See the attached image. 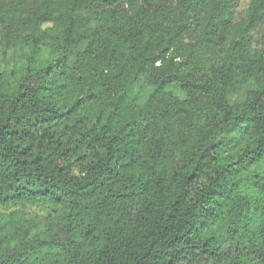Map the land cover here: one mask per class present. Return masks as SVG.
I'll list each match as a JSON object with an SVG mask.
<instances>
[{
	"label": "trees",
	"instance_id": "obj_1",
	"mask_svg": "<svg viewBox=\"0 0 264 264\" xmlns=\"http://www.w3.org/2000/svg\"><path fill=\"white\" fill-rule=\"evenodd\" d=\"M241 1L0 0V264H264Z\"/></svg>",
	"mask_w": 264,
	"mask_h": 264
},
{
	"label": "rangeland",
	"instance_id": "obj_2",
	"mask_svg": "<svg viewBox=\"0 0 264 264\" xmlns=\"http://www.w3.org/2000/svg\"><path fill=\"white\" fill-rule=\"evenodd\" d=\"M248 1L249 0H242L241 3H240V6H239V9H238V12L241 14L244 12V10L246 9V6L248 4ZM41 210L40 209H35V208H30V207H27V211L26 213L29 215V216H38V215H42L43 213L46 214L47 212L44 211L42 212L41 214Z\"/></svg>",
	"mask_w": 264,
	"mask_h": 264
}]
</instances>
